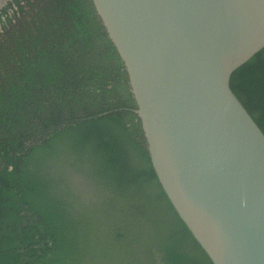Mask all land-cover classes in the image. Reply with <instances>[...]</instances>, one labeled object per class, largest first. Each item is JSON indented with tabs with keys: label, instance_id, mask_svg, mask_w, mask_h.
Returning a JSON list of instances; mask_svg holds the SVG:
<instances>
[{
	"label": "trees",
	"instance_id": "16d2710c",
	"mask_svg": "<svg viewBox=\"0 0 264 264\" xmlns=\"http://www.w3.org/2000/svg\"><path fill=\"white\" fill-rule=\"evenodd\" d=\"M230 86L264 132V46ZM136 107L92 0L0 8V264H213L155 174Z\"/></svg>",
	"mask_w": 264,
	"mask_h": 264
},
{
	"label": "water",
	"instance_id": "95a60500",
	"mask_svg": "<svg viewBox=\"0 0 264 264\" xmlns=\"http://www.w3.org/2000/svg\"><path fill=\"white\" fill-rule=\"evenodd\" d=\"M92 1L176 212L213 264H264V132L230 86L264 46V0Z\"/></svg>",
	"mask_w": 264,
	"mask_h": 264
},
{
	"label": "rangeland",
	"instance_id": "374dc122",
	"mask_svg": "<svg viewBox=\"0 0 264 264\" xmlns=\"http://www.w3.org/2000/svg\"><path fill=\"white\" fill-rule=\"evenodd\" d=\"M4 5V4H3ZM71 176L73 177L74 182L77 184L78 189L82 194H85L87 198L94 193V188L90 181L79 173H72Z\"/></svg>",
	"mask_w": 264,
	"mask_h": 264
}]
</instances>
